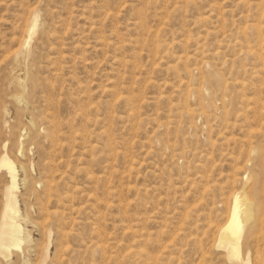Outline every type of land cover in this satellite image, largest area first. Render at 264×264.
<instances>
[{
	"label": "rangeland",
	"instance_id": "374dc122",
	"mask_svg": "<svg viewBox=\"0 0 264 264\" xmlns=\"http://www.w3.org/2000/svg\"><path fill=\"white\" fill-rule=\"evenodd\" d=\"M4 151L0 264H264V0H0Z\"/></svg>",
	"mask_w": 264,
	"mask_h": 264
},
{
	"label": "bare ground",
	"instance_id": "6f19581e",
	"mask_svg": "<svg viewBox=\"0 0 264 264\" xmlns=\"http://www.w3.org/2000/svg\"><path fill=\"white\" fill-rule=\"evenodd\" d=\"M36 23L37 17H34L32 20L33 28ZM19 84H22V82ZM2 167L7 169L10 177V183L6 187L7 197L0 222V254L7 259L11 254L12 247L20 248L22 242L25 241V236L20 223V217L16 207V195L14 193V190L17 188L15 164L10 160L5 151L0 155V168ZM248 206L249 203H243L239 196H236L227 220L220 228L218 227V232L216 230L217 237L215 242L217 247L221 248L226 253L228 259L242 264L248 263V259L245 260L241 256V244L243 241L245 223L247 219H250L253 215L252 210L248 209ZM47 249L48 248H46V252L44 253L45 255H47Z\"/></svg>",
	"mask_w": 264,
	"mask_h": 264
}]
</instances>
